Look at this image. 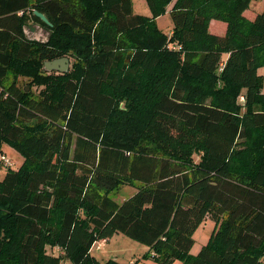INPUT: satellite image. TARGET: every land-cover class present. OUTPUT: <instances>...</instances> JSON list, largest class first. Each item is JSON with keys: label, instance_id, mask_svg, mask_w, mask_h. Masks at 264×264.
<instances>
[{"label": "trees", "instance_id": "16d2710c", "mask_svg": "<svg viewBox=\"0 0 264 264\" xmlns=\"http://www.w3.org/2000/svg\"><path fill=\"white\" fill-rule=\"evenodd\" d=\"M254 1L146 0L143 16L132 0H0V152L24 159L0 161V264H121L92 254L117 234L163 263L264 264ZM170 6L164 33L156 20ZM31 25L49 41L29 40ZM65 57L67 73L44 70ZM122 185L136 191L118 202ZM206 219L211 238L191 255Z\"/></svg>", "mask_w": 264, "mask_h": 264}, {"label": "rangeland", "instance_id": "374dc122", "mask_svg": "<svg viewBox=\"0 0 264 264\" xmlns=\"http://www.w3.org/2000/svg\"><path fill=\"white\" fill-rule=\"evenodd\" d=\"M133 1V12L137 15H143V16H150L151 12L149 10V7L147 5L146 0H132ZM264 5V0L254 1L251 4V10L260 11L261 7ZM170 8L168 9V12L163 14L161 17H159L156 20L157 26L162 30L164 33H169L170 30L173 27V21L170 14ZM247 17L251 18L253 17L252 14L249 12ZM28 36L29 37H38L39 39L43 40L45 37H47L48 32L46 30H43L38 25H31L27 28ZM178 47V46H177ZM179 48V47H178ZM74 62L73 58H70L71 66ZM259 76L264 79V66H261L258 69ZM15 78L12 74H10V80L14 81ZM18 85L21 88L28 87V85H31V78L21 76L16 79ZM43 89V87L38 86H31L28 87V91H32L33 94L38 96L39 92ZM264 93V89H263ZM3 152L13 160L14 167L19 168L24 159L20 153H18L13 148L5 145L3 148ZM197 156H195L196 158ZM198 159V157H197ZM5 172V169L2 168L1 175ZM136 189L134 187L128 186V185H122L117 190L112 192L110 194V197L115 199L118 202L124 201L126 198H129L131 195L135 193ZM214 222H212L210 219H206L204 223L197 229V231L194 233V240L195 243L191 249L190 254L191 255H197L200 250L205 246L213 233L214 230ZM100 247V248H99ZM49 252H52L54 254H57V252H54V250L48 248ZM148 247L145 245H142L122 234L115 235L110 241L105 242L102 244L101 242L98 243L94 248L92 249V254L102 263L107 262L110 259H115L121 264H181V260H173L170 263H163L161 261L154 260L152 258H144V255L147 253ZM62 264H71L69 262H63Z\"/></svg>", "mask_w": 264, "mask_h": 264}, {"label": "water", "instance_id": "95a60500", "mask_svg": "<svg viewBox=\"0 0 264 264\" xmlns=\"http://www.w3.org/2000/svg\"><path fill=\"white\" fill-rule=\"evenodd\" d=\"M35 15L44 23L46 24L47 26L49 27H52V24L51 22L48 20V18L38 12V11H35ZM43 30H46L45 28L41 27ZM47 31V30H46ZM48 32V35L47 37H45V39L41 40L39 39L38 37H29L28 36V32H27V28L25 27V33L27 35V38L31 41H37V42H41V43H46L49 41L50 39V36H51V32L47 31ZM44 70L46 72H57V73H61V74H65L67 73L69 70H70V60L68 58H61V59H57V60H54V61H47L45 62V65H44Z\"/></svg>", "mask_w": 264, "mask_h": 264}, {"label": "built area", "instance_id": "2783aa9c", "mask_svg": "<svg viewBox=\"0 0 264 264\" xmlns=\"http://www.w3.org/2000/svg\"><path fill=\"white\" fill-rule=\"evenodd\" d=\"M242 101H244V97L240 98ZM0 161L3 163L4 167H12L14 166L13 160H11L6 154L0 152ZM107 242L106 240L101 241L102 244ZM100 248V247H99Z\"/></svg>", "mask_w": 264, "mask_h": 264}, {"label": "flooded vegetation", "instance_id": "af4514ba", "mask_svg": "<svg viewBox=\"0 0 264 264\" xmlns=\"http://www.w3.org/2000/svg\"><path fill=\"white\" fill-rule=\"evenodd\" d=\"M39 26V25H38ZM39 27H41V26H39Z\"/></svg>", "mask_w": 264, "mask_h": 264}]
</instances>
